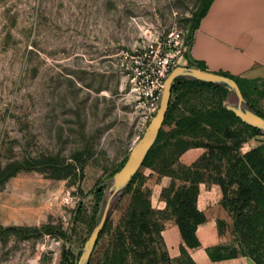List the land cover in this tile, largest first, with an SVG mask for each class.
I'll return each instance as SVG.
<instances>
[{
    "label": "rangeland",
    "instance_id": "obj_1",
    "mask_svg": "<svg viewBox=\"0 0 264 264\" xmlns=\"http://www.w3.org/2000/svg\"><path fill=\"white\" fill-rule=\"evenodd\" d=\"M199 3L0 0V226H52L51 234L25 239L0 231V264H77L98 213L93 187L128 155L150 120L127 95L122 55L142 51L156 37L171 41L176 33L188 36ZM185 66L192 67L188 60ZM247 99L264 115V78ZM230 100L231 95L204 85L172 93L171 116L161 127L163 139L140 168L131 191L111 212L89 264L190 263L186 255L174 257L153 227L151 235L132 230L133 198L148 200L154 214L145 222L164 229L175 223L166 198L172 189L187 184L185 169L208 153L203 145L215 147L224 140L227 127L237 135L228 141L230 146L244 141L241 154L264 142V136L248 138V130L226 119L215 129L174 134L179 118L192 111L216 110ZM42 158L69 165L71 171L55 178L54 166H36L3 179L6 167ZM226 165L216 158L203 161L198 188L214 184ZM229 216L231 223L220 222L219 232L225 239L222 245L233 246Z\"/></svg>",
    "mask_w": 264,
    "mask_h": 264
},
{
    "label": "trees",
    "instance_id": "obj_2",
    "mask_svg": "<svg viewBox=\"0 0 264 264\" xmlns=\"http://www.w3.org/2000/svg\"><path fill=\"white\" fill-rule=\"evenodd\" d=\"M213 1L214 0H200L199 7L192 15L189 27L190 34L185 37V41L189 46V51L193 43L194 34L199 27V23L207 14ZM186 58L190 66L206 70V67L203 64L191 61L188 55H186ZM218 74L233 79L252 110L264 118V115L256 111L247 99L248 92L257 84V80L249 81L228 76L223 73ZM189 85H204L212 89L214 92L228 94L226 90L216 85L179 78L175 80L172 86L171 95L174 91L183 89ZM171 105L172 104L169 103L163 125H165L170 119ZM225 119L232 121L233 125L236 123L248 130V138L262 136L258 130L243 124L231 112L227 111L223 107V103L220 104L219 108L216 110H208L199 113L192 111L188 116L179 118L175 122L176 131L174 134L182 135L189 132H195L201 127L215 129L220 126V121ZM226 129L227 130H225L223 135L224 140L216 142L215 147L212 144H205L202 146L208 150L207 155L201 158L198 163L193 164L191 168L185 169V173L187 174L185 182H187V184L176 190H171L172 194L168 195L166 198L167 208L171 210L172 216L175 218V223L185 247L190 249L198 247L199 242L195 232L197 227L205 222L204 215L197 208V198L199 194L198 186L203 181L199 172V165L207 158H216L217 161L225 160L227 165L224 174L218 173L213 180V183L218 185L221 190V206L233 218L235 245L210 247L206 249V253L212 261H221L245 256L252 259L255 264H264V262H262L264 260V142L250 151L241 154L239 149L244 141L238 140L230 146L228 141L233 140L237 135L229 130V127ZM163 136L164 133L161 128L157 140L146 156L142 167L148 164L154 147L162 141ZM127 156H125L108 173L106 180L121 169ZM36 166H54L55 178L65 177L71 171V166L69 165L58 166L52 158H42L39 160H25L17 166L13 165L6 167L2 172V175H4L3 179L8 180L20 171L29 170ZM138 175L139 172L132 179L130 185L125 189L124 195L131 191ZM171 175L175 176V173L173 172ZM105 181L96 183L92 189V194L98 202H100L103 195ZM230 189H233L231 192L232 195L228 196ZM132 207V210L134 211L133 218L130 221L132 230L138 234L145 233L151 235L153 233L151 227H153L154 232L160 235L163 230L162 225L145 222L148 215L154 214L149 201L143 199L140 195L134 196ZM107 221L99 234L98 240H100L104 233ZM0 231L25 239L32 236L37 237L41 234H51L52 226L46 225L41 228H24L15 226L2 228L0 226ZM180 254L186 255V250L183 246L180 247ZM189 264H193V262L190 260Z\"/></svg>",
    "mask_w": 264,
    "mask_h": 264
},
{
    "label": "crops",
    "instance_id": "obj_3",
    "mask_svg": "<svg viewBox=\"0 0 264 264\" xmlns=\"http://www.w3.org/2000/svg\"><path fill=\"white\" fill-rule=\"evenodd\" d=\"M189 56L209 72L249 81L264 78V0H214L194 34ZM221 199L218 185L199 188L197 208L205 222L195 232L198 247H185L175 223L161 231L174 257L181 255L180 247L183 246L193 264H255L245 256L221 261L208 257L207 248L225 243L219 223H231Z\"/></svg>",
    "mask_w": 264,
    "mask_h": 264
},
{
    "label": "water",
    "instance_id": "obj_4",
    "mask_svg": "<svg viewBox=\"0 0 264 264\" xmlns=\"http://www.w3.org/2000/svg\"><path fill=\"white\" fill-rule=\"evenodd\" d=\"M179 78L216 85L226 90L231 95L232 100L224 102L223 107L243 124L258 130L264 136V118L252 110L233 79L196 67L180 66L173 69L164 81L158 109L149 120L142 136L130 149L121 169L104 182L105 189L99 202L98 213L92 224L90 234L79 252L77 264H89L99 234L106 221L154 146L168 110L172 86L175 80Z\"/></svg>",
    "mask_w": 264,
    "mask_h": 264
},
{
    "label": "built area",
    "instance_id": "obj_5",
    "mask_svg": "<svg viewBox=\"0 0 264 264\" xmlns=\"http://www.w3.org/2000/svg\"><path fill=\"white\" fill-rule=\"evenodd\" d=\"M171 41L156 37L142 51L122 55L120 65L127 95L144 111L146 120L151 119L158 109L165 79L176 67H186L189 46L185 37L176 33Z\"/></svg>",
    "mask_w": 264,
    "mask_h": 264
}]
</instances>
